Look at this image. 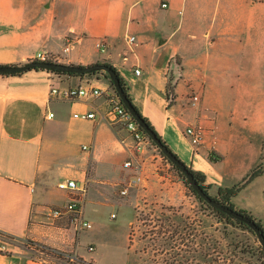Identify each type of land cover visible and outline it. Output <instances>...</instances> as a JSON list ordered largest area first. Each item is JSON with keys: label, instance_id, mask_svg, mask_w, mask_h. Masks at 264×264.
I'll return each mask as SVG.
<instances>
[{"label": "crops", "instance_id": "obj_1", "mask_svg": "<svg viewBox=\"0 0 264 264\" xmlns=\"http://www.w3.org/2000/svg\"><path fill=\"white\" fill-rule=\"evenodd\" d=\"M68 34L74 40L65 52ZM41 50L62 63L115 67L134 106L183 162L206 175L211 191L233 187L264 161V0H171L168 8L160 0H0V64ZM110 82L41 69L0 74L1 231L71 260L136 264L135 198L119 192L133 177L124 166L130 135L119 124L74 117L103 115L104 98L50 100L53 87L106 89ZM193 93L201 95L197 104ZM189 125L204 131L198 148L185 134ZM243 127L257 131L256 138H244ZM211 153L222 158L212 161ZM70 179L87 186L81 214L91 230H77L70 214L47 216L72 198L58 188ZM232 201L264 226V172ZM98 206L125 211L118 236L98 221L91 210ZM0 264L49 263L14 252L0 253Z\"/></svg>", "mask_w": 264, "mask_h": 264}, {"label": "rangeland", "instance_id": "obj_2", "mask_svg": "<svg viewBox=\"0 0 264 264\" xmlns=\"http://www.w3.org/2000/svg\"><path fill=\"white\" fill-rule=\"evenodd\" d=\"M29 61L31 58L5 64L22 65ZM94 75L101 79L108 77L104 71ZM241 134L244 138L254 134L255 139L258 132L243 127ZM262 156L264 160V150ZM139 162L140 167L132 168L131 172L141 180L128 193L134 196L136 204L131 230L136 264H264V246L258 236L239 220L225 218L201 200L185 175L151 139L142 150ZM208 192L217 196L211 189ZM91 210H95L100 223L105 222L107 227L117 230L118 236L124 225L121 216L125 211L99 206ZM112 212L116 217L110 220ZM6 250L32 258L43 256L36 251L39 246L25 238L10 240ZM47 258L53 264H80L68 257L58 259L51 255Z\"/></svg>", "mask_w": 264, "mask_h": 264}, {"label": "built area", "instance_id": "obj_3", "mask_svg": "<svg viewBox=\"0 0 264 264\" xmlns=\"http://www.w3.org/2000/svg\"><path fill=\"white\" fill-rule=\"evenodd\" d=\"M171 0H160L161 8H168ZM74 40L72 34L65 37L64 51L70 50L71 44ZM99 48L105 47V41L100 40L97 43ZM31 61H54V57L47 51H37L31 58ZM137 75L141 74L140 69H136ZM104 98L106 100V111L103 115L99 116L96 111L76 112L74 117L83 120H105L111 124H119L125 129L131 137V143L128 146L129 155L124 162L126 168H139V157L145 145L150 142V138L143 131L139 123L136 121L132 113L124 105L121 97L114 89V87L103 89L98 86H71L68 88L53 87L50 91V100L58 101H75V100H96ZM190 102L197 104L200 102L201 95L193 93L190 95ZM172 100V97H170ZM53 113L47 115L48 118L53 117ZM186 136L189 138L191 144L198 148L203 144L204 131L201 127L189 125L185 131ZM141 180L139 176H133L130 180L122 183L119 192L122 196L128 195L130 188ZM58 188L68 191L73 194L72 198L64 206L50 207L47 211V216L51 220L62 218L66 214L71 215V221L77 230H91L93 224L91 221L85 219L81 214L82 200L87 191V186L84 183L77 182L74 179L62 180L58 183ZM9 234L0 230V252H7L6 245L10 244ZM89 250L92 251L93 247L90 246Z\"/></svg>", "mask_w": 264, "mask_h": 264}, {"label": "water", "instance_id": "obj_4", "mask_svg": "<svg viewBox=\"0 0 264 264\" xmlns=\"http://www.w3.org/2000/svg\"><path fill=\"white\" fill-rule=\"evenodd\" d=\"M49 70L55 72H62L65 74H92L99 71H104L107 73L108 77L112 83L114 89L117 91L119 96L121 97L124 105L127 109L132 113L136 121L139 123L143 131L148 135V137L160 148L163 154H165L168 159L174 163L180 171L185 175L187 180L190 182L192 188L195 192L200 196V198L205 201L210 206L217 208L220 211H223L230 216H233L237 220L245 222L253 232L258 236L261 243L264 246V238L262 237L261 231L257 227L256 223L251 220L249 217L244 214L236 211L235 209H231L230 207L223 205L217 200L213 199L210 194H207L205 190L199 185V183L195 180L193 174L189 170V167L185 162H183L175 153L168 148L167 145L163 143V141L158 137L155 131L148 125V123L142 118L139 111L135 108L132 101L128 98L125 93L118 74L106 63H95L91 65H78V64H70V63H62L57 61H29L25 64H0V74L1 75H13L17 73H23L29 70Z\"/></svg>", "mask_w": 264, "mask_h": 264}, {"label": "trees", "instance_id": "obj_5", "mask_svg": "<svg viewBox=\"0 0 264 264\" xmlns=\"http://www.w3.org/2000/svg\"><path fill=\"white\" fill-rule=\"evenodd\" d=\"M117 74H118V77L120 79V82H121V85L125 91V93L127 94L128 98L130 99V96L128 94V88H127V85L126 83L124 82L123 78L121 77V75L119 74V72L116 70L115 67H113L112 65L108 64ZM39 70V69H37ZM42 70V69H41ZM49 71V70H48ZM51 72H55V71H51ZM55 73H58V74H65V73H62V72H55ZM95 73V72H94ZM92 73V74H94ZM18 74H21V73H17V74H13V75H18ZM69 75H76V76H84L86 74H83V75H79V74H69ZM111 81V80H110ZM111 83V86H113V83L112 81L110 82ZM172 93V88L169 86L168 88V92H167V95L169 96L170 94ZM131 100V99H130ZM172 103V102H171ZM171 103H169V106L171 105ZM135 108L137 109V107L135 106ZM138 110V109H137ZM139 111V110H138ZM140 113V112H139ZM140 115L142 116V118L148 123V125L155 131V133L158 135V137L163 141V143L165 145L166 142L162 139V137L159 135V133L155 130V128L152 126V124L150 123V121L144 117L141 113ZM168 146V145H167ZM168 148L171 150V148L168 146ZM165 155V154H164ZM177 155V154H175ZM177 157H179L177 155ZM222 158L221 155H218V156H214V153H211L210 155V159L212 161H219L220 159ZM189 170L191 171V173L193 174L195 180L199 183V185L205 190V192L207 194H209L208 190L211 188V185L207 183V178H206V175L202 172V171H198V170H194L193 168H190L189 167ZM264 172V163L261 162L259 163L253 170H251V172L242 180L240 181L239 183H237L236 185H234L233 187H226V188H223V187H220L218 189V192H217V196H212L213 199L217 200L218 202L222 203L223 205H226L228 207H230L231 209H235L236 211L244 214L245 216L249 217L251 220H253L257 227L259 228V230L261 231V234H262V237L264 238V226L263 224L261 223L260 220H258L257 218H255L253 215L249 214L248 212L244 211V210H241V209H238L235 207L233 201H232V198L237 195L239 193V191H241V189L243 187H245L249 182H251L253 179H255L257 176L261 175L262 173ZM190 183V182H189ZM192 188V186H191ZM193 192L198 195L195 190L192 188ZM198 197L200 198V196L198 195ZM201 199V198H200ZM202 200V199H201ZM213 209L218 212L220 215L224 216L225 218H234L233 216H230L229 214L223 212V211H220L218 210L217 208H214ZM236 219V218H235ZM240 221V220H239ZM243 225H245L246 227H248L249 229H251L245 222H242L240 221ZM252 230V229H251ZM253 231V230H252ZM10 239H14L16 237L14 236H9ZM33 243V242H32ZM39 246V252L43 254V256L39 257V258H36V259H40V260H43L45 262H48L49 264H53L48 258L47 256H54L58 259H64L66 257L68 258H71V256L65 252H62V251H59V250H55V249H52V248H48V247H45V246ZM45 250H48L49 252H45ZM50 251L53 253L51 254ZM0 253H6V254H11V253H8V252H0ZM78 260V262L80 264H95L93 261H85L84 259L82 258H78L76 259Z\"/></svg>", "mask_w": 264, "mask_h": 264}]
</instances>
